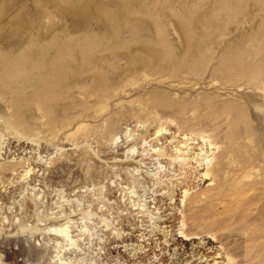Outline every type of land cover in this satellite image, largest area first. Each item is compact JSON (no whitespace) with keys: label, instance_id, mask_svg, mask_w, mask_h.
<instances>
[{"label":"rangeland","instance_id":"1","mask_svg":"<svg viewBox=\"0 0 264 264\" xmlns=\"http://www.w3.org/2000/svg\"><path fill=\"white\" fill-rule=\"evenodd\" d=\"M0 134V183L30 170L46 213L56 189L83 201L63 215L91 211L123 233L101 232L108 257L264 264V0H0ZM128 187L158 212L156 231ZM37 240L5 226L0 264H47Z\"/></svg>","mask_w":264,"mask_h":264},{"label":"clouds","instance_id":"2","mask_svg":"<svg viewBox=\"0 0 264 264\" xmlns=\"http://www.w3.org/2000/svg\"><path fill=\"white\" fill-rule=\"evenodd\" d=\"M21 136V134L16 133ZM130 139V137H128ZM7 137L0 134V149L6 143ZM30 142L36 143V140ZM121 142L120 135H114L106 142V146L115 150ZM131 152V150H129ZM53 155L63 159V150H58ZM36 159L44 163L46 166L51 164L52 157L38 154ZM162 170V166H160ZM29 172L25 171L19 176L18 180L8 181L7 185L0 183V191H8L9 188L15 187L16 184H25V187L17 193V196L10 197L6 203L0 200V231H3L5 226L15 225L17 232L27 234L29 237L39 236L36 241L37 246H42L45 250H49L51 255L48 257L47 264H127L117 257H108L104 247L105 240L101 232L109 233L117 238L122 237L123 233L114 231L112 224L101 218L100 224H93V217L96 213L88 211L79 219L78 222H73L63 215L62 209L72 203L78 206L83 201H72L66 198L64 190L56 189L55 194L57 202H54V210H49L47 213L37 207L40 197L36 195V187L27 184ZM136 170H133L135 175ZM158 173L153 174L155 178ZM119 179V177H117ZM89 192H98L94 196L95 200L102 199L104 186L100 185L99 189L95 187L88 189ZM126 198H131L135 201V206L140 211L145 227L149 232H154L158 228L157 221L159 220L158 212L147 208V201L143 197L136 195L135 189L128 187L125 190ZM31 203L32 209L30 216H26V204ZM91 206L89 205V208ZM57 213H60L58 216ZM63 220L62 223H49L50 221ZM124 251L128 254L129 260H135L145 250L143 247L136 245L131 248L125 246ZM160 257L153 254L145 264H159Z\"/></svg>","mask_w":264,"mask_h":264},{"label":"bare ground","instance_id":"3","mask_svg":"<svg viewBox=\"0 0 264 264\" xmlns=\"http://www.w3.org/2000/svg\"><path fill=\"white\" fill-rule=\"evenodd\" d=\"M55 50V49H54ZM48 53V51H46V49H43V48H39L38 50H36L35 52H32V53H25V56H29V55H31L32 56V59H38L39 57H40V59L42 58V57H44V55H46ZM54 55H55V58H57L59 55H60V51L58 50V51H56L55 53H54ZM30 57V56H29ZM31 59V60H32ZM13 61V60H12ZM14 63H16V64H19V63H17V62H14ZM56 62H52L51 63V65H54ZM5 64V63H4ZM12 64L10 63V65L9 66H11ZM4 66V65H3ZM7 67V66H6ZM5 68V67H4ZM10 68V67H9ZM182 139H184L185 141H188L187 140V138H182ZM183 144H186V142H184ZM188 144V143H187ZM187 146V145H186ZM183 149H186V147L184 146V145H182L181 146ZM188 147V146H187ZM196 154V153H195ZM202 154V153H201ZM200 153L199 154H196V156L197 155H201ZM207 157H202L201 159H196V160H199L198 162L199 163H201L204 159H206ZM206 162V161H205ZM206 164H208V161L206 162ZM208 175H209V171L207 170V169H205L204 170V172H203V177L204 178H207L208 177ZM184 238H187V236L186 235H182ZM185 240H187V239H185Z\"/></svg>","mask_w":264,"mask_h":264}]
</instances>
